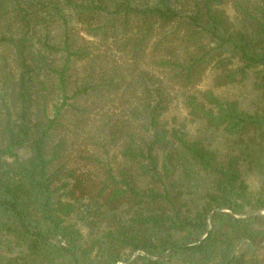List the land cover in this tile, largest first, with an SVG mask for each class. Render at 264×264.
I'll return each instance as SVG.
<instances>
[{"label":"trees","instance_id":"obj_1","mask_svg":"<svg viewBox=\"0 0 264 264\" xmlns=\"http://www.w3.org/2000/svg\"><path fill=\"white\" fill-rule=\"evenodd\" d=\"M65 3L91 37H126L137 21L145 29L131 42L132 50L155 41L158 54L168 51L171 56L154 58L155 73L130 84L136 100L129 110L138 127L122 131L118 155L126 165L117 170L107 163L99 178L87 167L79 171L69 166L71 137L65 122L72 118L82 127L96 102L118 94L120 85L114 76H80L77 67L85 52L74 47L67 31L61 42L52 34L57 17L67 25L57 2L0 0V21L19 30L17 35L0 34L1 42L15 48L19 67L11 94L14 119L3 95L9 118L0 131V233L17 237L28 255L63 264L205 262L226 237L219 264H244L229 237L237 232L241 238L258 216L248 210L241 157L219 159L203 141L167 128L162 117L173 92H183L191 120L205 121L242 144L264 143V113L241 110L238 101L222 100L212 90L186 93L213 67L219 71L216 86L242 83L255 71L257 88L264 89V0ZM227 5L234 8L235 21ZM176 42L181 47L175 48ZM94 144L95 151L109 154L104 139ZM22 151L28 156L22 157ZM81 158L99 170V155L89 152ZM181 168L213 179L201 205L187 201L186 185L177 177ZM60 192L68 199L57 196ZM80 198L89 201L90 225L103 228L91 242L71 221Z\"/></svg>","mask_w":264,"mask_h":264},{"label":"rangeland","instance_id":"obj_2","mask_svg":"<svg viewBox=\"0 0 264 264\" xmlns=\"http://www.w3.org/2000/svg\"><path fill=\"white\" fill-rule=\"evenodd\" d=\"M62 7L67 19V25L60 17H57L53 23L52 34L58 42H61V36L67 31L72 39L74 47L80 48L85 52L86 58L78 64L80 76L89 75L92 80H98L102 77L114 79L120 85L118 94L112 93L105 98L103 102L97 101L90 110V116L86 119L82 127L77 126L72 118L65 122L66 132L71 137L69 141V166L79 169L96 172L99 178L103 177L104 167L107 163L113 165L114 169L126 165L123 159L118 155L121 143L123 142L122 131H129L131 127L135 129L136 122L132 112L129 110L135 103L133 97L134 88L131 83L138 81L140 76L148 72L155 73L153 59L158 56L170 57L171 54H158L154 50L155 41L148 47L132 50L131 42L139 39L142 30L145 29L141 22H133L130 35L118 36L117 39L102 40L99 37H91L85 30V26L78 20L77 15L70 7L66 6L67 0H54ZM77 4L81 0H73ZM226 10L235 21L236 13L232 5H227ZM18 25L12 22L0 21V34L17 35ZM175 48L181 47V42L174 44ZM170 47V44H169ZM179 51V50H178ZM60 60V56L58 57ZM219 71L216 68H210L205 74L203 81L194 89L188 90V94L201 93L212 90L220 99L225 101H238L240 109L248 113H264V89L257 88L258 74L251 71L248 79L242 83H234L227 86H216L215 79ZM19 74L17 54L15 48L10 44L0 41V131L3 121L9 118V115L3 102V95H7V105L15 118L16 114L13 108V99L11 94L16 85ZM173 102L168 112L162 117V123L169 129L183 130L188 134L190 140H201L204 144L215 151L219 159L223 160L228 156L239 155L241 157L240 167L245 183L248 184L247 192L248 210L251 215L258 216L254 224L240 238L237 232L230 235L237 251L244 264H264V143L259 145L245 143L242 144L238 137L229 136L220 130L208 128L205 121L191 120L188 110L185 108L183 92H173ZM95 137V138H94ZM100 138L107 143L109 154L104 150L95 151V141ZM91 154L99 155L101 165L96 170L94 166L84 165L88 161L83 160L81 155ZM22 157H27L28 152L22 151ZM186 165L187 163L184 162ZM102 168V170H101ZM177 177L186 185L187 201L190 205H201L207 191L213 188V179L195 170L180 169ZM97 179V176H93ZM65 198L64 192L57 196ZM78 211L72 217L71 221L76 223L81 229L87 242H91L99 237L103 228H97L96 225H90L91 215L89 213V201L79 199ZM89 209V210H88ZM91 211V210H90ZM221 239V238H220ZM223 237L218 242L217 249L209 260L205 262L201 258H183L177 259L171 264H219L222 251L225 246ZM132 256L131 261L136 258ZM0 264H63L62 261L55 263L45 262L36 256L28 255L25 251L22 241L7 232L0 233Z\"/></svg>","mask_w":264,"mask_h":264}]
</instances>
